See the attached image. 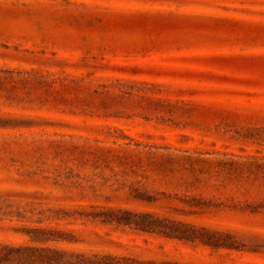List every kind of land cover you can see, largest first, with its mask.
<instances>
[{
  "label": "rangeland",
  "instance_id": "obj_1",
  "mask_svg": "<svg viewBox=\"0 0 264 264\" xmlns=\"http://www.w3.org/2000/svg\"><path fill=\"white\" fill-rule=\"evenodd\" d=\"M250 160L264 161V0H0V243L52 227L83 251L264 264L80 217L151 211L245 239L264 232L229 209L264 201ZM191 198L226 207L182 214Z\"/></svg>",
  "mask_w": 264,
  "mask_h": 264
},
{
  "label": "trees",
  "instance_id": "obj_2",
  "mask_svg": "<svg viewBox=\"0 0 264 264\" xmlns=\"http://www.w3.org/2000/svg\"><path fill=\"white\" fill-rule=\"evenodd\" d=\"M244 172H247L250 179L256 176L264 183V161L250 160L244 163ZM154 201L148 200L149 203ZM181 201L189 207V210H180L185 215H205L220 212L226 207L202 198ZM91 208L94 212L81 213L80 217L103 226L130 228L185 244L200 245L214 252L264 256V232L249 231V237L244 239V235L232 229L199 225L151 211L94 206ZM229 209L264 217V201L249 203L245 207L230 206ZM21 231L29 237V241L20 244L0 243V264H196L78 250L71 247L80 242L74 231H62L52 227H35Z\"/></svg>",
  "mask_w": 264,
  "mask_h": 264
}]
</instances>
